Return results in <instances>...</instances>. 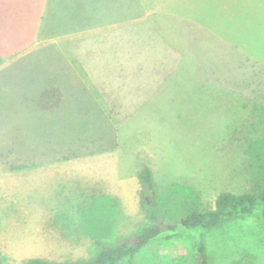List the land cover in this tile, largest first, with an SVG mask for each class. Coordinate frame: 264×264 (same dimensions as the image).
I'll return each instance as SVG.
<instances>
[{"label": "rangeland", "instance_id": "374dc122", "mask_svg": "<svg viewBox=\"0 0 264 264\" xmlns=\"http://www.w3.org/2000/svg\"><path fill=\"white\" fill-rule=\"evenodd\" d=\"M176 43L180 50L165 61L195 64L202 124L191 134L197 149L171 156V181L157 172L152 197L135 179L116 180L114 151H127L130 133L121 125L147 104L133 98L147 86L131 80L167 74L132 63H147L151 44ZM67 158L80 161L54 164ZM23 163L39 165L18 172ZM263 173L264 0H0L2 264L90 259L95 242L116 244L150 225V211L177 224L191 210L211 208L223 191L253 193ZM199 241L209 264H264L260 205L211 230L165 231L133 262L194 264Z\"/></svg>", "mask_w": 264, "mask_h": 264}, {"label": "crops", "instance_id": "0c3cea01", "mask_svg": "<svg viewBox=\"0 0 264 264\" xmlns=\"http://www.w3.org/2000/svg\"><path fill=\"white\" fill-rule=\"evenodd\" d=\"M167 33V38L171 41L170 31H167ZM177 44L179 43H176L175 45L151 44L149 46L150 60L147 63L146 61H144V63H141V61L138 63H132V69L136 71L165 68L167 74L159 76L158 74L156 75L155 72L150 71L147 75L150 74L151 77H146V80H140L138 78L131 80L132 85H139L141 89H144L143 85L147 86V92H139L138 94L133 95V98L138 101L147 100V104L146 106L144 104L137 106V109L140 111L139 114L133 113L127 115L131 117V121L126 128L121 125V133H130V144L126 145L127 151H125L123 147L121 149L117 147L116 151H114L115 162H119L117 165L120 171L119 174L116 175L117 181L136 180L138 182L136 173L143 164L149 166L152 170L155 184L157 181V172L163 174L161 176L162 180L171 181V176L168 174L166 168L171 162V156L174 158L177 157V150L179 147L191 149H197L196 147H198V145L192 146V143L195 142V140L191 137V134L198 132L202 124V118L201 116L198 117L197 114L198 106L196 102L199 98L197 96L200 94L197 90L199 87L198 82L200 81H198L197 77L194 75L196 66L193 63H187V61L181 62L174 60L172 61L174 65H172L170 57H168V61H165L166 54L171 51L172 53L178 52L177 49L179 48H177V46L179 45ZM154 53H158V62L153 61L155 59L154 56L156 55ZM184 68L185 70L192 72V75L188 72V76L183 77L182 70ZM172 69L173 71H171ZM186 75L187 74L185 73L184 76ZM218 103L219 106H217V108L222 110L220 101ZM249 114L250 106L246 111L244 108L240 111L242 118L248 117ZM160 134L161 136H159ZM168 134L172 135V139L167 140L168 142L173 143L172 147H169L164 143ZM173 134H176V137H174ZM124 136L125 137L121 139L122 145L124 143L127 144L126 133ZM180 142L183 144H180ZM171 149H174V151L172 152ZM95 160H100L102 162L107 161L105 159ZM75 161H80V159L67 158L58 160L54 164H75ZM23 164H27L26 167H19L18 172L22 173L26 170H34L33 167L39 165L38 163L35 164V166H29L28 163ZM89 190L90 189L88 188L87 195L91 204V195L93 194H91L92 190ZM80 192L81 191H78V193ZM82 194L85 195V192H82ZM94 195L95 196L93 197L105 196L102 195V193Z\"/></svg>", "mask_w": 264, "mask_h": 264}, {"label": "trees", "instance_id": "16d2710c", "mask_svg": "<svg viewBox=\"0 0 264 264\" xmlns=\"http://www.w3.org/2000/svg\"><path fill=\"white\" fill-rule=\"evenodd\" d=\"M211 3V2H210ZM216 4V3H215ZM214 4H211L212 7ZM210 9H212L210 7ZM47 95V92L45 93ZM45 108L44 105H42ZM262 177V178H261ZM258 179L257 188L253 193L234 194L229 191L219 193L211 208L207 210H191L188 215H183L177 224H168L158 221L153 212H149V218L152 221L150 225L141 227L133 237L123 239L116 244H102L95 242L99 250L90 259L84 261H73L63 264H134L136 253L142 249L148 242L157 238L165 231L174 232L177 227H184L188 230L201 228L202 230H211L219 226L224 221L235 220L251 216L255 206L260 205L261 215L264 219V173ZM136 178L141 185L144 193L148 192L154 196L156 184L153 179V173L149 166L141 165L136 173ZM145 205L150 207L149 199L146 200L145 194L142 195ZM194 264H209V257L203 242H196L194 246ZM0 264L1 261H0ZM25 264H60L51 263L43 260H30Z\"/></svg>", "mask_w": 264, "mask_h": 264}]
</instances>
